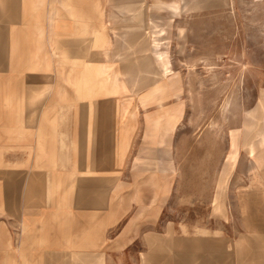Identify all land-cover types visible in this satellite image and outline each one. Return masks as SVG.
Returning <instances> with one entry per match:
<instances>
[{
    "label": "crops",
    "instance_id": "obj_1",
    "mask_svg": "<svg viewBox=\"0 0 264 264\" xmlns=\"http://www.w3.org/2000/svg\"><path fill=\"white\" fill-rule=\"evenodd\" d=\"M144 5L0 0V264H264V192L255 176L239 200L247 231L230 246L204 230L173 233L172 224L160 236L157 200L170 186L160 177L175 172L174 127L161 123L175 109H157L162 119L147 122L138 101L130 124L122 105L128 75L143 78L159 62L157 11L144 23ZM135 13L142 23L129 19ZM130 55L138 63L127 69ZM140 106L144 130L134 148ZM255 159L252 174L264 169ZM213 210L225 217L224 200Z\"/></svg>",
    "mask_w": 264,
    "mask_h": 264
},
{
    "label": "rangeland",
    "instance_id": "obj_2",
    "mask_svg": "<svg viewBox=\"0 0 264 264\" xmlns=\"http://www.w3.org/2000/svg\"><path fill=\"white\" fill-rule=\"evenodd\" d=\"M160 3L161 8H156L155 0H145L143 14L146 23L149 13L157 11L151 21L160 28L158 34L152 33L154 39L159 35L155 48L159 62L150 75L143 73L140 78L137 72V79L128 75L127 80L136 109L138 101L146 103L144 109L156 107L155 99L161 96L165 105L175 109L173 117L164 116L161 123L165 129L174 127L175 172L160 177L162 184L170 186L165 197L157 200L160 222L156 227L163 237L168 236V224L181 235L201 236L203 230L208 237L220 234L230 246L239 231H247L239 200L254 185L251 178L256 177L255 183L264 192V169L257 168L253 174L249 169L255 157L253 167L264 163V0ZM129 19L142 23L136 13ZM135 63L137 55H130L127 69ZM173 103L179 104L178 110ZM143 108L134 148L142 139ZM233 136L236 145L232 147ZM130 163L129 178L135 173ZM150 195V187L144 185V202ZM218 199L224 200L225 217L213 210Z\"/></svg>",
    "mask_w": 264,
    "mask_h": 264
},
{
    "label": "bare ground",
    "instance_id": "obj_3",
    "mask_svg": "<svg viewBox=\"0 0 264 264\" xmlns=\"http://www.w3.org/2000/svg\"><path fill=\"white\" fill-rule=\"evenodd\" d=\"M176 3V2H175ZM191 3V2H190ZM161 4V3H160ZM171 4V3H170ZM191 5V4H190ZM193 6V5H192ZM191 6V7H192ZM158 7V6H157ZM176 7V6H175ZM189 8V7H188ZM195 8V7H194ZM163 66V65H162ZM158 85H160V84H158ZM161 87V86H160ZM129 91V90H128ZM133 94H134V92L132 91V92H129L128 94H127V96L125 97V99L122 101V105H123V111L125 112L124 113V119L125 120H127V122H129L130 120H131V117L133 118V117H135L136 115H137V109H136V107L135 106H132L133 105V102H132V96H133ZM139 97V96H138ZM164 96H161V97H159V98H157V99H155V101H157V103H156V107H155V109L153 110V111H151V112H149V113H146L145 114V120L147 121V122H151L152 121V119L151 118H154V120L155 121H160L162 118H161V116L159 117V114L160 113H158L156 110L157 109H160V108H163L164 106H166L165 104H164V101L162 100V98H163ZM140 98V97H139ZM175 107H176V109L178 110L179 109V104H176L175 103ZM146 110V109H145ZM261 110V109H260ZM171 115H173V114H171ZM134 121V120H133ZM136 121V120H135ZM131 122V121H130ZM129 122V123H130ZM134 123V122H133ZM131 124V123H130ZM238 135V134H237ZM236 138H237V136H236ZM231 144H232V147H233V145L235 146L236 145V140H235V138H234V136L231 138ZM220 191H221V189H220ZM221 197V195L219 194L218 196H217V198H220Z\"/></svg>",
    "mask_w": 264,
    "mask_h": 264
}]
</instances>
